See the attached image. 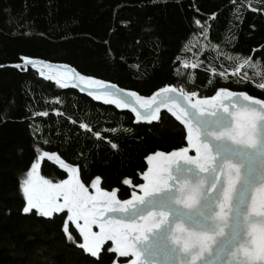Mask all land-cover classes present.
Returning a JSON list of instances; mask_svg holds the SVG:
<instances>
[{"label":"trees","instance_id":"1","mask_svg":"<svg viewBox=\"0 0 264 264\" xmlns=\"http://www.w3.org/2000/svg\"><path fill=\"white\" fill-rule=\"evenodd\" d=\"M189 50L199 55L193 69L181 67ZM25 57L68 64L142 96L174 86L197 97L224 88L264 100L257 87L264 76V2L0 0V66ZM37 147L75 166L86 187L100 177L102 190L125 200L140 184L148 155L183 149L186 142L184 129L165 113L156 123L135 125L130 113L41 80L30 69H0V264L122 263L106 251L109 245L99 258L87 255L72 226L76 242L68 241L64 213H23L19 182ZM38 174L54 184L67 179L46 158Z\"/></svg>","mask_w":264,"mask_h":264},{"label":"water","instance_id":"2","mask_svg":"<svg viewBox=\"0 0 264 264\" xmlns=\"http://www.w3.org/2000/svg\"><path fill=\"white\" fill-rule=\"evenodd\" d=\"M33 60L38 61L35 66L24 65L21 59L0 69H30L41 80L130 113L135 125L149 124L137 122L130 108L105 103L127 101L139 107L135 98L127 95L134 91L87 77L123 90L117 94L111 87L81 81L83 75L68 64ZM18 64L22 67H16ZM159 89L149 96L135 93L147 99ZM90 91L100 99H94ZM177 100L188 111L185 125L163 107L159 117L165 113L184 129L186 147L155 152L149 163L145 160L141 182L130 196L125 200L117 197L111 222L118 243L112 254L124 261L120 264H264V104L250 103L237 95L234 101L223 100L224 108L199 110L183 98ZM45 158L68 178L55 158ZM86 188L94 194L92 184ZM63 213L66 219V211L53 215ZM93 231L99 229L93 226ZM106 245L111 247V241Z\"/></svg>","mask_w":264,"mask_h":264},{"label":"snow or ice","instance_id":"3","mask_svg":"<svg viewBox=\"0 0 264 264\" xmlns=\"http://www.w3.org/2000/svg\"><path fill=\"white\" fill-rule=\"evenodd\" d=\"M258 2H264V0H258ZM252 10L256 11L255 8ZM195 23L200 25L201 22L197 20ZM205 31H207L206 27ZM22 59L24 65L35 66V64L38 63V61L26 57ZM249 61L250 58L245 59L244 64H249ZM257 64H259V61H257L256 64H252L251 67L256 68ZM16 67H22V65L18 64ZM184 67H188L187 63L184 64ZM191 67L195 68L197 65L192 64ZM220 76L226 78L223 72L220 73ZM79 79L81 81L87 80L89 83L101 84L105 89L109 87L115 89V85L109 86L102 81H92L90 78L84 76H80ZM191 79L192 77L189 76V81H191ZM257 87L264 89V83L257 85ZM115 92L118 94L123 92V90L115 89ZM89 95H93L94 99H100V97L95 96L92 91L89 92ZM127 95L134 97L139 107L133 106L127 101L121 103L120 101L105 100V103H115L117 108H130L135 114L137 122L143 121L149 124L159 120V113L163 107L166 108L176 120L185 125V117L188 111L186 108L179 105L177 97L183 98L189 103L191 108L199 110H204L207 107L224 108L227 105H222L221 102L223 100L234 101L237 95L241 96L243 100L247 102L264 104V100L253 98L243 92L234 93L224 88L219 89L215 95L210 98L196 99L195 102H192V100L197 96V93L186 92L182 87L179 88V90L172 86L162 87L159 89L158 93L147 99L138 96L135 92H129ZM231 104L233 106L237 105L236 102ZM38 115L45 116L47 113L41 112ZM80 127L85 128L86 125L81 123ZM125 131H130V129H125ZM96 135L99 136V133ZM111 146L113 148L117 147L116 144H112ZM35 151L39 153V155L31 162L30 168L26 170L24 177L19 182V189L25 201L22 208L23 213L28 214L34 211L38 216L52 217L55 213L66 211L63 231L68 241L73 243L76 242L74 236L70 232V227L74 226L79 237L82 238V243H79L78 247L91 257L99 258L102 247L105 245L106 241H111L112 245L107 248L106 251L115 253V245L118 243V238L111 222V213L116 210L115 204L118 201L116 190L111 192L102 190L98 187L100 177H96L91 182L92 188L95 190L94 194H91L89 189L85 187V184L81 182L76 167L65 163L55 153L42 152L38 147ZM154 155H157V153L150 154L146 157L148 163ZM45 157L50 160L55 158L63 170L67 172L68 178L62 179L54 184L51 180L39 176L38 169L40 168V161ZM123 183L129 185L131 181L126 178ZM93 226H96L99 231H93Z\"/></svg>","mask_w":264,"mask_h":264},{"label":"rangeland","instance_id":"4","mask_svg":"<svg viewBox=\"0 0 264 264\" xmlns=\"http://www.w3.org/2000/svg\"><path fill=\"white\" fill-rule=\"evenodd\" d=\"M189 47V45H186L185 46V49H187ZM204 46H201V48H203ZM185 53H186V58H183L182 59V61H181V67L182 68H186V67H184V64L185 63H187V65H188V67L187 68H189V69H193L192 67H191V65L192 64H196L197 65V62H198V59H199V55L197 54V53H195V52H193V51H191V50H189V51H185ZM189 53V54H188ZM237 73V72H236ZM261 83L260 84H262V83H264V76H263V78H262V80L260 81ZM196 98H201V97H195V98H193V100L194 99H196ZM39 175V174H38ZM40 176V175H39ZM114 264H120V263H114Z\"/></svg>","mask_w":264,"mask_h":264},{"label":"flooded vegetation","instance_id":"5","mask_svg":"<svg viewBox=\"0 0 264 264\" xmlns=\"http://www.w3.org/2000/svg\"><path fill=\"white\" fill-rule=\"evenodd\" d=\"M120 261H122V263L124 262L123 260H120Z\"/></svg>","mask_w":264,"mask_h":264}]
</instances>
